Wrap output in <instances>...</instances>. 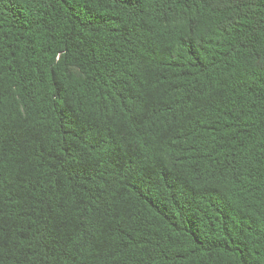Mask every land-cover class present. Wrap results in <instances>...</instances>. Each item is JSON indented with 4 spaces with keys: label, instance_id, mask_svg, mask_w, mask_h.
<instances>
[{
    "label": "trees",
    "instance_id": "trees-1",
    "mask_svg": "<svg viewBox=\"0 0 264 264\" xmlns=\"http://www.w3.org/2000/svg\"><path fill=\"white\" fill-rule=\"evenodd\" d=\"M0 264H264V0H0Z\"/></svg>",
    "mask_w": 264,
    "mask_h": 264
}]
</instances>
